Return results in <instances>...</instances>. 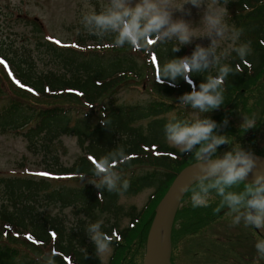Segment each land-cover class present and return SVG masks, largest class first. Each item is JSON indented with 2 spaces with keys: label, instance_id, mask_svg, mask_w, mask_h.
<instances>
[{
  "label": "trees",
  "instance_id": "1",
  "mask_svg": "<svg viewBox=\"0 0 264 264\" xmlns=\"http://www.w3.org/2000/svg\"><path fill=\"white\" fill-rule=\"evenodd\" d=\"M228 10L229 20L233 21L237 30L242 31L240 43L248 42L251 54L247 57V64L243 63L235 52L230 56L232 58L227 60L226 64L232 66L234 72L226 78L223 85L226 114L219 108L221 111L216 110L218 113L214 120L228 119V127L235 134L232 135V142L249 143L240 136L241 133L249 131L250 141L261 149L264 145L259 141L258 133L252 132L257 121L249 119L255 126L247 129L242 125L243 114H231V103H236L237 99L242 98L244 91L251 88V84L259 79L264 70V0H228ZM33 23L38 29L42 27L37 19H34ZM90 37L98 47L88 46L91 43H88L87 37L83 35L74 46L57 44L52 39L45 38L43 45L63 63L61 67L64 74L53 71L40 74L33 65L31 50L24 49L23 46L19 50L13 46L5 47L4 43L0 42V60L7 67L5 75L15 86L12 91L14 96H8L2 84L1 78L4 77L0 74V134L21 135L28 142L29 150L37 155L41 152L49 154L51 148L54 149V143L68 135L77 137L78 143L84 149L74 164L68 167L61 163L57 156L50 155L55 163L50 162L48 158L43 159L40 165L49 177L12 174L0 178L9 195L0 204V226L4 229L0 230V238L4 231L7 233L5 240H0V264H47L50 256L54 258L55 264H100L95 245L88 240L85 231L88 225L85 219L92 217L96 211L108 216L103 230L113 238L114 255L111 257V264H114L115 258L131 246V234L141 230L138 226L146 212L135 207L126 210L119 204L121 197L137 195L144 189L154 188L151 204L153 199L162 193L166 194L175 177L185 166L195 162L194 158L189 159V155L169 146L164 136V126L169 119L167 114L176 107L175 103L167 98L178 99L184 92L191 91L192 85L182 78L176 87L169 86L167 82L157 83L159 64L172 57L190 55L193 48L183 45L180 51L173 52L171 48L174 42L149 44L140 49H133L128 45L112 47L107 39L105 42L94 36ZM139 59H142V63L138 62ZM127 79L142 80L147 93H155L158 99L152 98L147 104L119 102L114 96L115 88ZM204 79L203 74L192 76L196 87ZM237 87L242 91L234 92ZM27 88L33 91L26 90ZM30 93H34L35 97H32L39 101L56 98L57 104L39 103L28 98ZM4 99L7 102L2 104ZM102 111L111 119V125L101 124L104 118L101 116ZM211 114L212 112L205 115ZM176 118L187 119L185 116ZM138 122H147V131H144L145 128L137 124ZM117 145L123 146L129 158L117 168L130 182L127 191L119 194L104 191L101 200L100 190L87 181L76 186L54 185V179L81 180L80 177L85 175L90 180H97L93 175L95 163L101 155ZM190 193L189 190L178 216L183 211L187 212V206L184 204ZM219 202L218 200L209 204L212 208H207L201 215L198 212H189L188 215H193L194 220L198 218L196 221L201 222L208 213H213L212 218L207 221L214 223L222 211L216 210ZM52 205L72 207L73 211L75 210V224L71 226L68 234L61 222L65 219L64 215L52 216L45 211ZM157 205L144 229L143 248L146 247L147 235ZM124 217L129 218L128 226L119 223ZM186 229V226H181L179 230ZM8 231L13 232L16 237L26 238L27 244L34 250L13 244L12 242L16 241L15 236ZM29 236L32 237L31 241ZM143 253L145 254L144 251Z\"/></svg>",
  "mask_w": 264,
  "mask_h": 264
},
{
  "label": "clouds",
  "instance_id": "2",
  "mask_svg": "<svg viewBox=\"0 0 264 264\" xmlns=\"http://www.w3.org/2000/svg\"><path fill=\"white\" fill-rule=\"evenodd\" d=\"M227 4L228 0H107L99 10L85 5L81 23L89 35L101 41L109 40L112 47L128 45L140 49L149 44L174 42L171 50L178 52L194 38L209 39L207 46L196 44L190 55L172 57L157 66V83L167 82L176 87L182 78L192 85L191 91L178 97V103L202 114L195 119L169 118L164 126V136L171 147L193 156L196 161L194 182L186 185L191 191L193 207L209 206L215 194L220 198L216 210L227 209L233 216V225L243 223L245 227L264 232V170H258V158L250 149L230 142L226 134H222L221 129L229 122L227 118L218 123L205 115L224 104L223 85L234 72L232 66L222 63L221 43L230 39L236 45L232 51L245 64L251 54L250 44L239 42L242 31L226 23ZM186 5L191 7L186 8ZM191 8L201 10L198 22L185 19L186 15H191ZM197 26L201 29L199 33ZM194 74L205 76L198 87L192 80ZM101 116L104 117L102 125H111L107 113L102 111ZM242 125L247 129L255 126L245 115ZM225 144H230L231 148L219 153L218 149ZM128 159L123 146L117 145L95 163L93 175L97 180H90L86 175L80 179L93 183L100 190L101 200L104 191L123 193L130 187V182L117 168ZM85 231L103 264L113 238L99 221L89 223ZM255 248L258 257L264 259V239H258ZM47 264H55L52 256Z\"/></svg>",
  "mask_w": 264,
  "mask_h": 264
},
{
  "label": "rangeland",
  "instance_id": "3",
  "mask_svg": "<svg viewBox=\"0 0 264 264\" xmlns=\"http://www.w3.org/2000/svg\"><path fill=\"white\" fill-rule=\"evenodd\" d=\"M106 3L107 0H0V42H3L5 47L13 46L15 47V49L19 50V48L23 46L24 49L31 50L30 55L34 59L33 65L37 72H39L40 74L49 73L51 71L58 74H64V70L61 67L63 63H61L59 59L51 51H49L46 46L43 45L45 42V38H52L64 44L75 45L76 42H78L80 36L83 35L84 37H87L86 39L88 43H91H87L88 46L98 47V45H96L93 40L89 39L90 35L83 28V25L81 23L82 12L85 5H87L88 8H95L99 10L100 5ZM185 7L189 8L191 6L186 5ZM227 12L228 14L226 17V23L230 27L237 29V26L233 24V21L229 20L230 15L228 4ZM201 14V10L191 8V15H186L185 19L198 22L200 20ZM176 15L179 16L180 13L177 12ZM34 19H37V21L42 24V27H40V29H38L33 23ZM196 30L198 33L201 31L198 26ZM241 40L242 39H240L239 42H241ZM103 41L106 42V39ZM198 43L207 46L210 41L207 38H194L193 42L186 45V47L194 49L195 45ZM235 46L236 45L230 39H226L221 43L219 51L223 57L222 63L226 64L227 60L232 58L230 56L233 54L232 49ZM138 62L142 63V59H139ZM6 70V65L3 62H0V74H2V76L4 77V79L1 78L3 81L2 84L6 90L7 95L10 96L13 95L14 92L12 93V91L14 90L15 86L6 77L4 72ZM29 89L30 88H27L26 90ZM235 91L239 93L242 90L237 87L234 92ZM34 95V93H30L27 96L28 98H31L35 101H39L36 100V98H33L35 97ZM155 95L156 94L153 92L147 93L144 83L142 82V80L138 79L125 80L117 88H115L114 91V96L117 97L119 102L128 104H147L148 101H150L152 98L158 99ZM167 99L174 102L176 106L168 112V118L185 116L187 119H195L198 118L199 115H202L196 113L195 111L190 109V107L188 108L178 103V99L176 97H168ZM55 101L56 98L54 100H42L39 101V103L45 104L51 102L49 104H57ZM6 102V99L1 101L2 104ZM222 106L223 107L220 108H223L222 110H224L226 114L225 110L227 108V104ZM263 108L264 70L259 79L251 84V88L244 91V95L242 96V98H240L239 100L237 99L236 104H234V107L231 110L232 115L233 112L235 116L241 113L247 116L248 119L253 118V120L257 121V123L255 124L257 126L256 132L261 135V137L258 139L262 143V145H264ZM218 111L220 112L221 109ZM217 113L218 112L216 110L212 111L210 117L214 119V117L217 116ZM224 120L220 119L217 122L222 123ZM137 124L142 125L145 128L144 131H147V122H138ZM221 132L222 134H226L228 140H231L230 142L234 140L232 135L235 134L228 127V125L222 128ZM250 135L251 132L249 131L240 134L241 138L246 139L249 143H244L243 141L232 143H240L242 146L250 149L252 152L264 154V147L260 145V147H262V150L259 149V146L256 143L250 141ZM59 141H56V143H54V149L51 148L49 154L41 152L39 155H37L29 150L28 142L21 135L15 133L0 134V178L12 174L35 176L36 178L45 177V175H39V173H45L42 170L40 163L41 161H43V159L46 158H48L50 162H54V159L51 158L50 155L57 156L59 158V161L61 163H64L65 166H72L84 149L78 143V139L75 136H63ZM230 148V144H225L220 146L218 152L223 153ZM189 157V159L194 158L191 155H189ZM53 183L57 187L62 185L76 186L84 183V181L65 178L64 180L60 181H55L54 179ZM6 189L0 182V204L9 197ZM154 190V188H147L137 195H123L121 197L119 204L124 206L126 210L135 207L137 210L144 209L146 210V212L145 216L139 223L140 225L138 224V227L141 228V230L131 234V241H129V244H131V246H128L124 250V253L121 254V256H117L115 258L114 264H143V251H146V247H142V244L145 245L144 229L146 228L148 220L153 213L154 207H156L157 205L156 203L164 197V194L162 193V195H159L156 199H153V202L150 204L151 196L153 193H155ZM218 200L220 201V198L213 194L209 204L215 203ZM148 205L149 207L145 208ZM184 206H187V212L183 211L178 216L177 224L186 226L187 229L182 230L180 233L178 232V237L174 239V241L176 240V242L173 246V254H175L176 252H180L182 254L181 258L184 264H204L205 260L210 261L209 264H219L221 262V258L218 257L219 253L223 250H228V247H231L229 244L222 245L217 242L218 239H216V237L221 231H229L230 235L232 231L238 232V236L241 235V237H243L239 241H237V246L239 247L238 249L248 248L249 250L252 249V252L254 251L255 244L253 241L252 244L246 243L244 245V243L246 242L245 239H247L248 237V233L250 232V235L253 234L254 229H251L252 227H245L243 223L239 225H233V216L227 209H222V211L218 214L224 216V219H222L223 217H221V221H219V218H217L219 222L211 223V221L207 220L212 218L213 213H208L205 217H203V221L201 222L196 221V219L198 218L194 220V216L188 215V213L198 212L201 215L207 208H212V206L209 205L207 207H193L191 202V193L189 194L188 198H186ZM45 211L52 216L57 214H60L58 216L64 215L65 219L61 222L63 227H65L67 234L69 233V229L71 228V226L75 224V210L73 211L72 207L52 205L46 208ZM92 215V217L85 219L87 224L97 221L101 222L102 225L107 223L108 216L106 214L96 211ZM222 222H225L226 227H223ZM119 223L122 226H128L129 218L124 217L120 220ZM229 225L231 226V228H229ZM232 226H236L238 227V229L234 230ZM195 227L197 228L195 229ZM0 230H4L2 226H0ZM8 233L15 236L11 231H8ZM6 234L7 233L4 231L0 240H5L7 236ZM263 235L264 234H262V232L258 231L257 238L264 239ZM14 238L16 239V241L12 242L13 244L22 248L24 247L26 249L30 248L31 251L34 250L27 244L26 238L24 239L23 237L16 236ZM87 238L89 241H91L89 236H87ZM30 241L28 240V243L32 245ZM112 255H114V247L111 245L109 253H107L103 258V264H111ZM256 258L257 263L254 264H261L263 262L259 261V257ZM252 259L254 260L255 257H253ZM100 264H102L101 259Z\"/></svg>",
  "mask_w": 264,
  "mask_h": 264
},
{
  "label": "water",
  "instance_id": "4",
  "mask_svg": "<svg viewBox=\"0 0 264 264\" xmlns=\"http://www.w3.org/2000/svg\"><path fill=\"white\" fill-rule=\"evenodd\" d=\"M258 160V170H264V156L254 154ZM195 163L183 169L172 182L166 194L158 204L152 221L143 264H172V230L176 215L188 189L186 185L194 182ZM251 179V176L249 177ZM183 189V190H182ZM162 239L161 241H159ZM158 242L162 243L164 253L157 256Z\"/></svg>",
  "mask_w": 264,
  "mask_h": 264
},
{
  "label": "flooded vegetation",
  "instance_id": "5",
  "mask_svg": "<svg viewBox=\"0 0 264 264\" xmlns=\"http://www.w3.org/2000/svg\"><path fill=\"white\" fill-rule=\"evenodd\" d=\"M234 104H236V103H233L232 108L234 107ZM256 130H257V126L252 129V132L256 133ZM258 136H259V138L261 137L260 134H258ZM221 217H223L222 219H224V216L219 215L217 217V218H219V221H221ZM219 221L217 220L216 222H219ZM224 221H226V220H224ZM222 225H223V227H226L225 222H222ZM180 228H181V225L180 224L178 225L176 222L175 226H174V230H173V246L176 242V240L174 241V239H176L178 237V235H177L178 232L180 233L182 231V230H179ZM229 228H231L230 225H229ZM232 228L234 230L238 229V227H236V226H232ZM251 229H254L253 234L250 235V232L248 233V237H247V239H245L246 242L244 243V245L246 243L252 244V241L255 244L256 240H258V238H257L258 230L255 228H251ZM263 233L264 232H262V234ZM238 235H239V233L236 231H232L231 235H230L229 231H221L218 234V236L216 237V239H218V241H217L218 243H220L222 245L229 244L231 246V247H228V250H223L219 253L218 257L221 258L220 259L221 262L219 264H254V263H257L256 257H258V255H257L256 248H254L253 252H252V249L249 250L248 248L238 249L239 247L237 246V241H239L241 238H243V237H241V235L240 236H238ZM244 238H246V237H244ZM249 240H251V241H249ZM247 250H249V251H247ZM213 253H211V254H213ZM181 255L182 254L180 252H176L175 254H173V252H172V263L173 264H184L182 262ZM253 257H255L254 260L252 259ZM259 261H263L261 264L264 263L263 259H259ZM209 263H210V261H207V260L204 261V264H209Z\"/></svg>",
  "mask_w": 264,
  "mask_h": 264
},
{
  "label": "bare ground",
  "instance_id": "6",
  "mask_svg": "<svg viewBox=\"0 0 264 264\" xmlns=\"http://www.w3.org/2000/svg\"><path fill=\"white\" fill-rule=\"evenodd\" d=\"M162 239H160L159 241H161ZM163 253H164V248H163V245L162 243L158 242V246H157V256L160 258L163 256Z\"/></svg>",
  "mask_w": 264,
  "mask_h": 264
},
{
  "label": "snow or ice",
  "instance_id": "7",
  "mask_svg": "<svg viewBox=\"0 0 264 264\" xmlns=\"http://www.w3.org/2000/svg\"><path fill=\"white\" fill-rule=\"evenodd\" d=\"M56 43H60V41H56ZM150 43H152L151 41H150ZM153 59L155 60L156 58L155 57H153ZM0 62H3L2 60H0ZM13 79H14V81H15V78L13 77ZM17 84H19V81H15ZM20 86H22L23 87V85H20ZM29 91H32L31 89H29ZM39 175H48V173H39ZM53 235V237H55V233H53L52 234ZM30 240L32 239V237L31 236H29L28 237Z\"/></svg>",
  "mask_w": 264,
  "mask_h": 264
}]
</instances>
